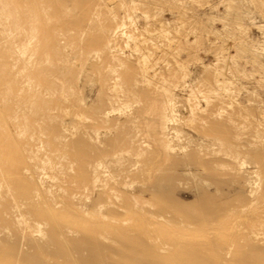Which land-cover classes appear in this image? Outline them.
Masks as SVG:
<instances>
[{
	"label": "rangeland",
	"instance_id": "1",
	"mask_svg": "<svg viewBox=\"0 0 264 264\" xmlns=\"http://www.w3.org/2000/svg\"><path fill=\"white\" fill-rule=\"evenodd\" d=\"M0 264H264V0H0Z\"/></svg>",
	"mask_w": 264,
	"mask_h": 264
},
{
	"label": "bare ground",
	"instance_id": "2",
	"mask_svg": "<svg viewBox=\"0 0 264 264\" xmlns=\"http://www.w3.org/2000/svg\"><path fill=\"white\" fill-rule=\"evenodd\" d=\"M160 35H164V37L167 38L166 31L163 29H162V33ZM143 58H144V63L147 64L149 58L146 55H144Z\"/></svg>",
	"mask_w": 264,
	"mask_h": 264
}]
</instances>
